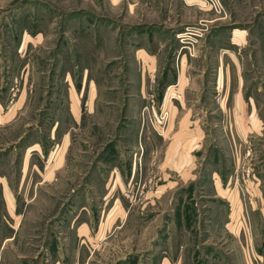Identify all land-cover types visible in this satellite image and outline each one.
I'll use <instances>...</instances> for the list:
<instances>
[{
	"label": "rangeland",
	"instance_id": "1",
	"mask_svg": "<svg viewBox=\"0 0 264 264\" xmlns=\"http://www.w3.org/2000/svg\"><path fill=\"white\" fill-rule=\"evenodd\" d=\"M223 2L0 0V264H264V0Z\"/></svg>",
	"mask_w": 264,
	"mask_h": 264
},
{
	"label": "crops",
	"instance_id": "2",
	"mask_svg": "<svg viewBox=\"0 0 264 264\" xmlns=\"http://www.w3.org/2000/svg\"><path fill=\"white\" fill-rule=\"evenodd\" d=\"M174 1H179L182 5H183V7H185V8H187V9H192V8H194L195 6H197V8H200V9H204V10H209V9H206L205 7H203L202 5H200L199 3H198V1L197 0H171V2H172V5L174 6ZM147 2H149V1H147ZM172 5H171V8L173 9V7H172ZM203 7V8H202ZM170 8V11H172V9ZM215 20L216 19H207V18H204L203 16H200L199 17V19H198V21L199 22H202V24L203 25H207V26H209V24L208 23H215ZM236 29H239V28H234V32H235V30ZM175 29H172L171 31H174ZM240 30V29H239ZM234 32H232V36H231V44H236V45H240L241 43H244V42H246V32L247 31H245V30H242V33H243V37L241 38V40L239 41V42H237V41H235L234 40ZM154 40H155V45H156V49L154 50V51H152L151 53L147 50L148 49V46L146 45V46H143L141 49H144V50H146V52L148 53V55H149V58H154V60H156V62H158V57H159V52L161 51V47H163V46H165L166 45V43H163V41H160L159 40V38H158V34H156L155 36H154ZM152 44H153V42H152ZM151 46V45H150ZM157 47H160V48H157ZM185 56H186V61H187V63H189L188 61H189V57L187 56V53L185 54ZM218 174V173H217ZM219 175V174H218ZM220 176V175H219ZM226 175L225 174H223V181H224V179H225V181H226ZM220 180H221V178H220ZM224 183V182H223ZM259 210H257L258 211V214L263 218V216H264V199L262 198V199H260V204H259ZM252 210H254V211H256V208L255 207H253L252 208ZM254 215H257V214H254ZM254 219L256 218V217H254V216H252ZM263 245H264V243L261 245V246H258L257 247V249H256V251H257V253H258V256L260 257V259H264V247H263Z\"/></svg>",
	"mask_w": 264,
	"mask_h": 264
},
{
	"label": "built area",
	"instance_id": "3",
	"mask_svg": "<svg viewBox=\"0 0 264 264\" xmlns=\"http://www.w3.org/2000/svg\"><path fill=\"white\" fill-rule=\"evenodd\" d=\"M200 5L213 11L217 16L225 18L228 16V11L223 0H197ZM187 40V39H182ZM185 43V42H184ZM184 47V46H183ZM190 54L193 55V50L188 46ZM145 111L149 110V106H145Z\"/></svg>",
	"mask_w": 264,
	"mask_h": 264
}]
</instances>
